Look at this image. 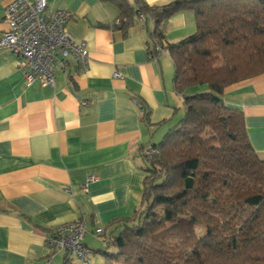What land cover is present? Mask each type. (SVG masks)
Listing matches in <instances>:
<instances>
[{
  "label": "crops",
  "instance_id": "0c3cea01",
  "mask_svg": "<svg viewBox=\"0 0 264 264\" xmlns=\"http://www.w3.org/2000/svg\"><path fill=\"white\" fill-rule=\"evenodd\" d=\"M13 1L0 0V36ZM47 1L71 14L67 29L87 43L89 66L70 60L56 66L55 86H28L21 57L0 50V264H62L70 255L46 239L54 227L77 221L86 223L85 243L96 255L103 248L96 229L140 206L142 148L160 142L182 116L183 94L208 89L176 91L169 53L150 54L153 21L135 13L124 30L110 0ZM196 29L194 13L180 12L169 19L166 40ZM223 98L244 112L249 141L264 158V73L228 86Z\"/></svg>",
  "mask_w": 264,
  "mask_h": 264
},
{
  "label": "trees",
  "instance_id": "16d2710c",
  "mask_svg": "<svg viewBox=\"0 0 264 264\" xmlns=\"http://www.w3.org/2000/svg\"><path fill=\"white\" fill-rule=\"evenodd\" d=\"M110 1L124 30L135 13L153 21L150 54L157 41L169 53L178 93L208 89L183 94L182 116L151 144L158 153L142 154L140 206L104 229L96 252L104 264H264V158L244 112L223 98L228 86L264 73V0ZM183 11L194 13L196 32L168 42L167 23ZM73 258L62 264H82Z\"/></svg>",
  "mask_w": 264,
  "mask_h": 264
},
{
  "label": "built area",
  "instance_id": "2783aa9c",
  "mask_svg": "<svg viewBox=\"0 0 264 264\" xmlns=\"http://www.w3.org/2000/svg\"><path fill=\"white\" fill-rule=\"evenodd\" d=\"M8 29L0 36V50L9 49L21 57V69L28 86L36 82L43 86H55V69L58 64L66 65L70 60L82 69L89 66V49L83 40H77L67 29L71 17L68 11L51 9L47 0H14L5 9ZM142 17V16H141ZM165 49L156 42V56ZM115 77L121 78L118 72ZM158 149L151 145L143 148L142 154L151 159ZM97 177H90L89 182ZM86 223L77 221L60 224L53 228L46 242L53 251H64L77 258L82 264H90L94 254L85 243ZM104 228L96 229V234L104 244Z\"/></svg>",
  "mask_w": 264,
  "mask_h": 264
},
{
  "label": "rangeland",
  "instance_id": "374dc122",
  "mask_svg": "<svg viewBox=\"0 0 264 264\" xmlns=\"http://www.w3.org/2000/svg\"><path fill=\"white\" fill-rule=\"evenodd\" d=\"M203 232V231H201ZM103 248L105 247V245L102 243ZM102 255L100 253L97 252L96 255L93 256L92 260V264H100L102 261H99V259H102ZM75 262H79L77 258H73ZM105 261H103L101 264H104Z\"/></svg>",
  "mask_w": 264,
  "mask_h": 264
}]
</instances>
